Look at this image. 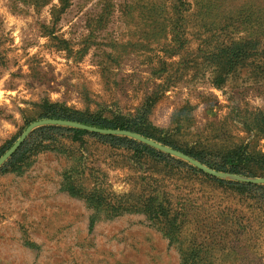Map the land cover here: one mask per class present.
<instances>
[{
    "label": "rangeland",
    "instance_id": "obj_1",
    "mask_svg": "<svg viewBox=\"0 0 264 264\" xmlns=\"http://www.w3.org/2000/svg\"><path fill=\"white\" fill-rule=\"evenodd\" d=\"M51 104L130 129L43 117ZM47 125L183 163L66 135L4 169ZM14 138L0 264H264V201L239 184L264 185V0H0V148ZM179 148L240 152L246 171Z\"/></svg>",
    "mask_w": 264,
    "mask_h": 264
},
{
    "label": "trees",
    "instance_id": "obj_2",
    "mask_svg": "<svg viewBox=\"0 0 264 264\" xmlns=\"http://www.w3.org/2000/svg\"><path fill=\"white\" fill-rule=\"evenodd\" d=\"M45 110L46 111L43 114V117L70 119L80 121L89 125H95L101 128L130 129V126H128V124H126L125 122L118 121L117 119L110 120L99 115H87L78 111L68 110L67 108H61L57 105H48ZM66 135H73L76 138L81 135H90L98 139L99 141H103L117 146L129 147L152 158L163 160L171 164L181 165L183 163L182 160H177L165 152L159 151L148 144L139 142L127 136L100 134L95 132H89L87 130L79 128L61 125H47L37 128L32 132L28 139H26V141L12 155L8 162H6V164L4 165V169H11L15 167L28 154L32 153L38 147L42 146L43 142ZM15 140L16 138L9 140L6 145L0 148V156ZM179 149L218 170L233 173H244L246 171L243 166L244 160L242 156L244 154L241 155L240 152L223 156L219 160H210L205 158L204 155L201 153H193L189 150L181 148ZM239 184L248 189L249 187H253L252 194L255 195V197H257L258 199H262L264 201V185L241 183Z\"/></svg>",
    "mask_w": 264,
    "mask_h": 264
},
{
    "label": "water",
    "instance_id": "obj_3",
    "mask_svg": "<svg viewBox=\"0 0 264 264\" xmlns=\"http://www.w3.org/2000/svg\"><path fill=\"white\" fill-rule=\"evenodd\" d=\"M46 122L48 123H57V124H72V125H75L77 127H83L84 129H95V128H91L89 126H86L84 124H80V123H77V122H72V121H68V120H58V119H49V120H46ZM41 123V122H39ZM96 131H100V132H104V131H110V132H114V130H99V129H95ZM22 140H19L18 142H16L12 147L11 149L7 152L8 154H11L21 143Z\"/></svg>",
    "mask_w": 264,
    "mask_h": 264
}]
</instances>
